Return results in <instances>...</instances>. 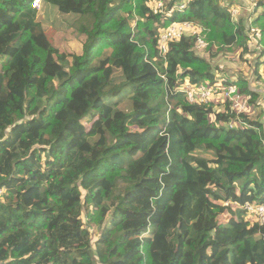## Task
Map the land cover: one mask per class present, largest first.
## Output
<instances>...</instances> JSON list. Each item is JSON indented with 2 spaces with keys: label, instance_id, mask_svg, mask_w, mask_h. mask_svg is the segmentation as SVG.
Listing matches in <instances>:
<instances>
[{
  "label": "trees",
  "instance_id": "1",
  "mask_svg": "<svg viewBox=\"0 0 264 264\" xmlns=\"http://www.w3.org/2000/svg\"><path fill=\"white\" fill-rule=\"evenodd\" d=\"M151 1L43 0L86 36L66 54L32 0H0V264H264V222L245 208L264 202L260 92L229 72L254 107L238 115L181 91L218 82L221 50L253 53L231 13L244 1L190 0L172 16ZM177 21L204 28L211 58L193 36L161 53Z\"/></svg>",
  "mask_w": 264,
  "mask_h": 264
},
{
  "label": "built area",
  "instance_id": "2",
  "mask_svg": "<svg viewBox=\"0 0 264 264\" xmlns=\"http://www.w3.org/2000/svg\"><path fill=\"white\" fill-rule=\"evenodd\" d=\"M190 0H178L170 9L165 11L166 2L165 0H152V2L156 5V9L160 12H163L166 16H172L174 12H184L188 7V2ZM43 0H32L31 6L36 9H40L42 6ZM252 1L253 7L257 6ZM241 4H235L232 7L231 13L233 18L241 19L239 12ZM251 25H249V29L247 30L248 40L247 47L254 53L259 54V73H260V86H262V81L264 82V45L262 43L263 39V31L262 29L254 25L252 21H250ZM193 36L196 38L194 50L200 53L202 56L210 57L209 52V43L206 40V36L204 34V28L192 21H177L168 25L166 28H163L160 34V50L162 54H166L168 49V44L171 41H178L182 37ZM257 47V49L252 46ZM251 46V48H250ZM259 52V53H257ZM220 70L217 71V74ZM217 83L214 85L211 84H191L187 82L185 85L181 87V91L187 96L188 100L193 103L207 104L210 101L216 100L219 103L229 102L232 110H234L238 115L241 113H249L252 112L253 106L249 104V96L244 95L239 88L238 83L235 79L227 81L229 76L226 73L218 74ZM264 86V85H263ZM259 106L263 107L264 104L262 99L259 100ZM260 107V108H261ZM236 123H231L230 126L233 127ZM5 189H0V197L4 195ZM246 210L249 214L256 215L261 222H264V202L259 204H246Z\"/></svg>",
  "mask_w": 264,
  "mask_h": 264
},
{
  "label": "rangeland",
  "instance_id": "3",
  "mask_svg": "<svg viewBox=\"0 0 264 264\" xmlns=\"http://www.w3.org/2000/svg\"><path fill=\"white\" fill-rule=\"evenodd\" d=\"M238 1L240 2L242 0H238ZM243 1L244 4L241 5L242 8L238 7L240 8L239 15L242 19H245L249 25H251L250 21H253L254 19V11L256 10V8H258L257 7L258 4L264 0H254L255 5L256 2L258 1L257 6L254 7L252 4L253 0H243ZM150 5L152 6V8L154 9L156 8V5L152 1L150 2ZM259 12L260 10L257 9L256 14H258ZM38 15H39V19L43 21L49 39L54 44V46H56L60 50V52H65L66 54H82L83 45L86 41V36L81 35L77 31L76 26L72 25V23L76 19V17L73 14L62 13L58 10L56 6L43 2L41 8L39 9ZM252 47L257 49V47H255L254 45ZM215 48H217L216 45ZM215 50L216 49H214V52ZM241 50L242 48L240 47H232L231 49H227V50L223 49L220 51V54L214 59L213 62L215 63V65H217V67L220 70L218 74H222V73L229 74L227 71L232 70L234 73L237 74L241 73L242 75H244L245 78H247L249 82H252V79L250 78L251 79L250 81L248 75H252V70H254L256 63L260 61L259 54L257 55L256 52H254L250 55L245 53L241 55ZM210 58H211V53H210ZM3 62L4 60L0 63V65H2ZM262 83H263L262 87L264 88L263 86L264 82L262 81ZM258 84L260 83L258 82ZM259 92H260V96L258 100H261L264 95H262L263 94L262 91ZM262 110L263 109L261 107V111ZM258 111L259 112H257L255 116L258 117L264 116L263 114L264 112H261L260 110ZM225 217L226 216L222 215L221 220H224ZM95 234L96 236H98L99 232L96 231Z\"/></svg>",
  "mask_w": 264,
  "mask_h": 264
},
{
  "label": "crops",
  "instance_id": "4",
  "mask_svg": "<svg viewBox=\"0 0 264 264\" xmlns=\"http://www.w3.org/2000/svg\"><path fill=\"white\" fill-rule=\"evenodd\" d=\"M227 72L228 73L229 72L232 73L233 71L232 70H228ZM229 74H227V75H229ZM248 76H249L248 77L249 79L250 78L252 79V82H250L251 83V86L254 87L255 89L257 88L259 91H262L263 94L262 93L261 94L264 95V88L257 83L256 79H253L254 75H248ZM251 79H250V81H251Z\"/></svg>",
  "mask_w": 264,
  "mask_h": 264
}]
</instances>
